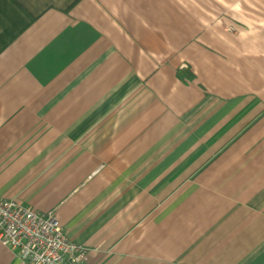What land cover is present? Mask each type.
Listing matches in <instances>:
<instances>
[{
  "label": "crops",
  "instance_id": "0c3cea01",
  "mask_svg": "<svg viewBox=\"0 0 264 264\" xmlns=\"http://www.w3.org/2000/svg\"><path fill=\"white\" fill-rule=\"evenodd\" d=\"M0 198L79 264H264V0H0Z\"/></svg>",
  "mask_w": 264,
  "mask_h": 264
},
{
  "label": "built area",
  "instance_id": "2783aa9c",
  "mask_svg": "<svg viewBox=\"0 0 264 264\" xmlns=\"http://www.w3.org/2000/svg\"><path fill=\"white\" fill-rule=\"evenodd\" d=\"M0 244L16 264H79L88 250L71 242L51 212L0 198Z\"/></svg>",
  "mask_w": 264,
  "mask_h": 264
}]
</instances>
